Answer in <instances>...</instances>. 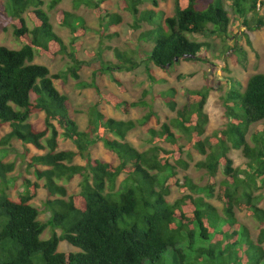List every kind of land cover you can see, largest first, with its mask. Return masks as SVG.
I'll return each instance as SVG.
<instances>
[{"label": "trees", "instance_id": "trees-1", "mask_svg": "<svg viewBox=\"0 0 264 264\" xmlns=\"http://www.w3.org/2000/svg\"><path fill=\"white\" fill-rule=\"evenodd\" d=\"M105 1L73 0V5L76 9L90 6L107 31L121 24L123 17L104 8ZM62 2L0 0V28L12 27L22 43L19 49L0 45V123L12 127L0 139V152L6 155L5 146L14 138L48 149L29 162L37 180L26 179L24 193L12 198L6 190L0 191V264H264V208L258 193L264 188V127L258 125L251 140L248 138L252 126L264 121V73L252 75L244 88L231 82L224 100L229 123L211 135H207L208 87L190 89L188 101L181 108L176 100L178 90H164L161 95L176 116L160 129L150 128L151 146L140 150L127 137L157 116L145 100L147 93L142 100L128 102L114 92L105 93L96 78L92 82L80 81L84 61L78 56L83 44L78 39L85 34L86 22L75 11L57 9ZM143 3L144 0H120L118 5L136 16V30L144 22L151 25L141 31L138 39L154 44L144 60L163 70L182 60L205 63L211 51L220 52L219 57L232 52L236 61L246 65L248 51L239 44L240 36L249 47L253 42L245 30L241 34L234 32L235 43L226 41L233 35L231 12L238 26L249 31L264 28V14L259 8L264 6V0H210L204 7H200L202 0H175V14L162 22L156 21L161 17L156 15L157 10H142ZM47 5L49 10L57 9L59 25L72 31L70 45L55 31ZM114 35L117 33L105 34ZM194 35L206 40L193 39ZM211 37L223 38L224 52L209 40ZM103 52L100 51L102 73L134 70L141 64L134 55L119 48L114 50L118 63L105 62ZM38 55H67L72 65L52 74L48 65L35 62ZM149 72L152 80L160 81L151 68ZM68 77L79 80V86L94 88L102 102L125 114L140 106L149 108V112L137 120H119L97 111L89 129L82 130L71 116L70 97L55 84V80ZM113 79L118 89L126 92L122 81ZM40 112L46 114L42 130L30 122ZM61 134L71 139L77 149L59 150ZM184 137L187 143L180 141ZM44 138L46 144L42 142ZM100 141L118 155V164L94 157L91 147ZM191 148L205 156L196 163L207 171L205 186L189 176H179L180 170L190 168L187 157L192 156ZM233 148L242 149L249 159L246 168L234 166L230 157ZM77 156L87 163H74ZM15 167V161L0 158V178L8 183V174ZM220 171L224 175L221 181ZM122 174L128 184L119 190L117 181ZM77 175L82 178L81 189L69 194L67 183ZM175 187L182 195L171 202L169 196ZM41 188L50 195L46 208L53 223L63 228L61 235L48 240L41 238L46 228L39 219L41 210L32 204ZM211 197L222 202L221 210ZM244 211L259 221L257 237L239 218L238 212ZM62 241L77 250L60 251ZM168 252L173 254L171 259Z\"/></svg>", "mask_w": 264, "mask_h": 264}, {"label": "rangeland", "instance_id": "rangeland-1", "mask_svg": "<svg viewBox=\"0 0 264 264\" xmlns=\"http://www.w3.org/2000/svg\"><path fill=\"white\" fill-rule=\"evenodd\" d=\"M49 3L51 0H46ZM120 0H106L103 3L104 8H107L110 12H118L123 17V22L119 25L112 26L107 31L105 27H102L100 20L96 16L95 12L90 6L82 5L79 9H76L73 5V0H63V2L57 7V9H65L75 11L82 15L86 22L85 34L78 39L82 42V49L78 53L79 59L84 61V64L80 70V81L92 82L95 78L100 88L105 92H114L121 95L128 102L135 100H142L144 94L147 93L145 100L149 102L157 116H154L147 125H139L136 129L131 131L127 137L128 141L140 150H146L151 146L150 143V128L160 129L164 122H170L172 118L176 116V112L171 110L165 98L161 95L164 90L169 88H176L178 93L176 100L181 108L188 101V91L190 89H201L208 87L210 94L206 105V111L209 114L210 121L207 124V135L213 134L215 131L224 129L229 123V117L225 108V98L231 88V82L237 84L238 87L244 88L247 84L248 79L256 73H264V28L249 31L244 26H238V22L235 20L234 13L231 12L232 16V37L226 40L228 43H235L236 37L234 32L241 34L242 31L249 33L253 47H249L244 36H240V43L248 51L247 64L244 65L235 60L232 56V52L221 54V57L217 56L220 52H210L208 54L209 61L195 62L182 60L177 62L175 65L168 67L163 70L154 64L148 65L145 62L146 53L151 51L154 44L150 42H141L138 37L141 31L151 28V25L144 22L142 27L136 30L134 28L136 16L127 10H123L119 7ZM158 2V5H156ZM210 0H202L200 7H204ZM230 4V3H229ZM51 17V21L54 25L55 31L64 39L66 44L70 45L73 34L72 31L67 27H62L56 20V10H49L48 5L45 7ZM260 11L264 14V6H259ZM142 10L155 9L158 11L156 18L157 22H162L167 16L175 14V0H144L141 5ZM231 10V9H230ZM157 27V26H155ZM113 37H106L105 34H114ZM193 39L200 41L206 40V38L199 35L192 36ZM210 41H215L219 50H223V38L211 37ZM0 45L12 49H19L22 47V43L15 36L12 27H8L7 30L0 28ZM111 46V47H109ZM119 48L125 50L131 55H134L141 64L134 70H122L115 69L111 73H102L101 68L103 66V60L100 57V51L104 50L103 56L105 62H111L112 64L118 63L114 50ZM218 50V51H219ZM224 52V50L222 51ZM239 56V55H238ZM35 62L46 64L51 69L52 74L64 72L72 65L71 58L67 55H58L54 58L48 55H38ZM149 68L153 70V74L160 81H154L151 78V72ZM113 77L119 78L126 87V92H121ZM79 80H75L72 77H68L67 80L57 79L55 84L58 89L67 94L70 97L71 116L74 117L81 126L82 130H87L91 126L92 120L97 116L98 112L105 113L108 117H112L119 120H137L145 116L149 112L147 107H136L133 108L130 113L125 114L124 112L114 108L113 105L107 104L100 100V96L96 90L92 87L79 86L77 83ZM94 117V118H93ZM30 122L38 130H42L46 126V114L44 112L36 113L30 119ZM261 125L264 127V121L254 124L251 128L248 138L251 140V135L255 129ZM58 130L62 133L63 130L58 127ZM12 130L9 123H0V139L7 136ZM179 132V131H177ZM51 133L47 135L50 136ZM183 143H187L184 137L180 140ZM46 144V138L42 140ZM59 150L72 149L76 150L75 143L66 138L64 135H60L59 139ZM170 147V144H167ZM7 153L0 152V158L11 162H16L15 170L8 174V183L0 178V191L6 190L12 198H17L20 194L26 190L25 180L31 179L37 180L34 175V167H29V162L32 161V157L35 155H42L48 152V149L41 150L33 144H26L23 141L14 138L11 142L5 146ZM92 153L95 158L102 160L103 162H111L113 164L119 163V157L116 153L111 151L104 145L103 141L95 143L91 147ZM191 157H187L191 165L188 170H180L179 176L191 177L194 182L200 186H205L208 182V174L205 169L197 167L196 163L205 158L204 155L200 154L196 149L191 148ZM230 157L234 160V166L240 168H246L249 159L244 155L242 149H232ZM76 164L85 165L87 162L81 156H77L74 160ZM39 168L45 169L46 165H39ZM224 179L223 172L220 171L218 180ZM82 178L77 175L71 182L67 183L69 194L77 193L81 189ZM45 181H41L44 183ZM126 175L122 174L117 181V189L123 190L127 186ZM262 200L260 206L264 208V188L259 191ZM182 195L180 190L175 187L169 200L175 201ZM50 195L45 188H41L38 192V196L33 200L32 204L37 206L41 210L40 218L41 221L46 225L45 231L41 235L43 240L53 238L55 235H61L63 228L57 227L53 223L51 212L46 208V202ZM210 200L216 204L220 210L223 207L222 202L214 197ZM49 208V205L47 204ZM238 216L245 224H247L255 237L259 234L260 223L253 216L249 215L246 211L238 212ZM49 218H51L49 220ZM48 220V221H47ZM60 251H76L77 248L70 245L67 241H62L59 244ZM172 250V249H170ZM169 250V252H170ZM171 259L173 254L169 253ZM144 264H149L146 262Z\"/></svg>", "mask_w": 264, "mask_h": 264}]
</instances>
